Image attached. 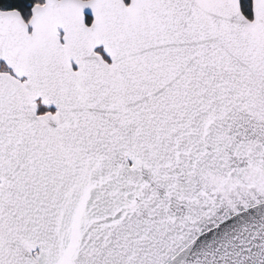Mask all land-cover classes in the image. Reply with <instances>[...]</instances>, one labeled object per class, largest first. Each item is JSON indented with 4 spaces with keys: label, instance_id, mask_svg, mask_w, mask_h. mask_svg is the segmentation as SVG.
<instances>
[{
    "label": "snow or ice",
    "instance_id": "6c2138e0",
    "mask_svg": "<svg viewBox=\"0 0 264 264\" xmlns=\"http://www.w3.org/2000/svg\"><path fill=\"white\" fill-rule=\"evenodd\" d=\"M0 264H264V0H0Z\"/></svg>",
    "mask_w": 264,
    "mask_h": 264
}]
</instances>
